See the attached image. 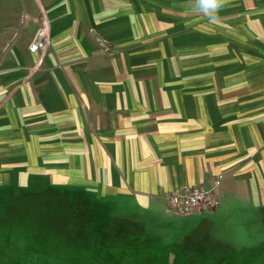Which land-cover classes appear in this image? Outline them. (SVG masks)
Masks as SVG:
<instances>
[{
	"label": "rangeland",
	"instance_id": "1",
	"mask_svg": "<svg viewBox=\"0 0 264 264\" xmlns=\"http://www.w3.org/2000/svg\"><path fill=\"white\" fill-rule=\"evenodd\" d=\"M233 1L213 21L195 12L196 0H0V62L11 56L19 66L17 50L37 54L30 47L47 22V47L32 64L42 63V80L63 78L106 113H118L125 97L119 105L154 121L151 112L173 106L172 93L192 99L194 109L206 105V96L229 100L230 30L220 23L231 18ZM69 124L61 143L28 136L34 145L0 152V264H264V204L246 195L258 184L223 181L219 212L208 221L171 215L162 197L145 205L134 191L110 195L106 179L122 180L108 174L116 155L107 152L104 168L97 143L93 153L71 150ZM94 134L101 140V129ZM9 157L14 162L4 167ZM83 200L98 211L89 225ZM95 218L107 231L119 221L122 238L99 239Z\"/></svg>",
	"mask_w": 264,
	"mask_h": 264
},
{
	"label": "crops",
	"instance_id": "2",
	"mask_svg": "<svg viewBox=\"0 0 264 264\" xmlns=\"http://www.w3.org/2000/svg\"><path fill=\"white\" fill-rule=\"evenodd\" d=\"M231 9V18L220 23L230 30L229 46L225 44L231 59L226 79L229 100L206 96V105L194 109L192 99L172 93L168 104L173 106L166 113L151 112L154 121L119 105L126 104L125 97H119L118 113H106L104 107H93L91 98L72 93L63 78L42 80L37 72L42 63L32 65L39 52L17 50L19 66L8 54L0 62V152L10 154L34 145L28 136L52 135L61 143L63 123L70 121V149L93 153L97 143L102 164L107 152L116 155L108 174L122 180L106 179L110 195L134 191L148 205L156 197L166 200L179 185L211 184L216 174L223 173V181L233 187L258 184L249 186L246 195L264 204V0H235ZM3 53L4 49L0 60ZM227 64L222 62L221 68L226 70ZM114 115L118 117L111 118ZM97 129L102 130L101 140L95 137ZM113 130L118 134L107 135ZM144 131L150 132L144 135ZM74 133L86 134L88 141L77 140ZM11 157L4 159V167L14 162ZM218 212L195 215L208 221Z\"/></svg>",
	"mask_w": 264,
	"mask_h": 264
},
{
	"label": "built area",
	"instance_id": "3",
	"mask_svg": "<svg viewBox=\"0 0 264 264\" xmlns=\"http://www.w3.org/2000/svg\"><path fill=\"white\" fill-rule=\"evenodd\" d=\"M47 22L37 39L31 44L33 53L45 51L48 40L46 38ZM224 179L223 173L213 177L211 186L205 184L185 183L175 187L166 196L167 213L177 216H192L195 214L217 211L221 205L218 195L219 187Z\"/></svg>",
	"mask_w": 264,
	"mask_h": 264
},
{
	"label": "trees",
	"instance_id": "4",
	"mask_svg": "<svg viewBox=\"0 0 264 264\" xmlns=\"http://www.w3.org/2000/svg\"><path fill=\"white\" fill-rule=\"evenodd\" d=\"M85 203H86V201L85 200H83L82 201V203L81 204H84L83 206H80V208L82 209H86V211H87V219H88V225H89V223L91 222V220H90V218L92 217L93 219H94V215L91 213V211H94L95 213H97L98 214V211H97V209L96 208H87L86 207V205H85ZM79 207H77L76 209H78ZM88 209V210H87ZM76 211V210H75ZM75 211H73V212H75ZM74 216H77L76 215V213L74 214H72V218L74 217ZM75 218H77V217H75ZM84 219V221H87V219H85V218H83ZM97 220V218H95V223H96V231H97V233H99V234H101V236H99V239H101V240H106L107 242L109 241V240H112V241H115L116 239H118V240H120L121 238H122V235H123V229L122 228H120L119 227V225H118V223H119V221H111L110 222V225H112L114 228H115V230H113V228H112V230H110V231H107V229L104 227L105 226V224H106V222H97L96 221ZM127 222V221H126ZM128 223H130V222H128ZM104 226H103V225ZM108 224V223H107ZM131 224V223H130ZM102 225V226H101ZM89 227V226H88ZM93 227H94V225H93ZM121 229V230H120ZM127 230H126V234H125V238L126 239H128V238H130V230L128 229V227L126 228Z\"/></svg>",
	"mask_w": 264,
	"mask_h": 264
},
{
	"label": "clouds",
	"instance_id": "5",
	"mask_svg": "<svg viewBox=\"0 0 264 264\" xmlns=\"http://www.w3.org/2000/svg\"><path fill=\"white\" fill-rule=\"evenodd\" d=\"M229 0H196L197 9L195 12L203 14L209 20H216L218 13L227 7Z\"/></svg>",
	"mask_w": 264,
	"mask_h": 264
}]
</instances>
